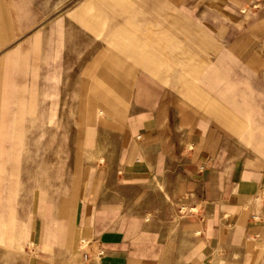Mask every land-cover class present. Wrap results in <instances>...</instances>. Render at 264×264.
<instances>
[{
  "label": "rangeland",
  "instance_id": "rangeland-1",
  "mask_svg": "<svg viewBox=\"0 0 264 264\" xmlns=\"http://www.w3.org/2000/svg\"><path fill=\"white\" fill-rule=\"evenodd\" d=\"M196 3L0 0V264H83L67 245L74 206L86 183L116 185L145 120L179 140L215 132L223 160L264 163V100L232 55L239 32ZM113 38L135 47L116 63ZM138 45L157 62L138 60Z\"/></svg>",
  "mask_w": 264,
  "mask_h": 264
},
{
  "label": "crops",
  "instance_id": "crops-1",
  "mask_svg": "<svg viewBox=\"0 0 264 264\" xmlns=\"http://www.w3.org/2000/svg\"><path fill=\"white\" fill-rule=\"evenodd\" d=\"M183 1L197 2V11L213 12L238 30L232 55L255 97L264 100V0ZM88 7L83 2L79 11ZM112 41L117 51L109 54L111 63L134 47ZM136 48L138 60L157 62L142 45ZM102 79L118 89L117 79ZM189 90L197 92L193 86ZM208 111L233 122L220 108ZM159 119L139 126L133 158L122 160L116 185L103 182L98 190L86 183L74 206L68 247L74 240L83 264H264L263 161H225L215 132L194 131L179 140ZM179 209L195 211L193 219L174 220L171 215Z\"/></svg>",
  "mask_w": 264,
  "mask_h": 264
}]
</instances>
